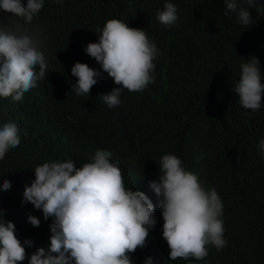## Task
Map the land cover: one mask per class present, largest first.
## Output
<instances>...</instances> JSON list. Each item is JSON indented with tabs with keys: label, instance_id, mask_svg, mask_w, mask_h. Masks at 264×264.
Listing matches in <instances>:
<instances>
[{
	"label": "trees",
	"instance_id": "1",
	"mask_svg": "<svg viewBox=\"0 0 264 264\" xmlns=\"http://www.w3.org/2000/svg\"><path fill=\"white\" fill-rule=\"evenodd\" d=\"M237 2L250 12V24H241L236 13L225 15L224 0H44L30 24L0 10V29L21 25L38 35L48 66L46 77L22 100L0 97V130L14 122L20 138L0 159V185L11 182L10 190L0 188V221L15 225L26 251L21 264H29L38 248H49L54 219L45 220L31 203L22 206L34 168L66 161L79 168L98 150L110 154L126 189L143 192L154 206L156 224L145 246L128 253L132 264H146L148 257L153 264H264V149L259 147L264 97L252 112L233 91L249 56L258 58L264 83V0H254L252 7L247 0ZM166 3L177 9L173 25L157 17ZM110 19L143 30L158 50L153 82L140 92L122 89L112 108L97 97L121 85L85 52ZM76 62L101 73L88 95L73 90ZM165 154L179 158L182 168L197 175L205 191L214 188L222 201L226 246L218 251L206 245L203 260L169 259L160 200L149 186L159 181ZM29 214L40 220L38 227L28 222Z\"/></svg>",
	"mask_w": 264,
	"mask_h": 264
},
{
	"label": "clouds",
	"instance_id": "2",
	"mask_svg": "<svg viewBox=\"0 0 264 264\" xmlns=\"http://www.w3.org/2000/svg\"><path fill=\"white\" fill-rule=\"evenodd\" d=\"M63 0H57L62 3ZM225 15L236 13L243 25L251 23V14L237 0H224ZM252 7L254 0H247ZM44 0H0V10L30 24L43 7ZM164 25H173L176 6L166 3L157 13ZM36 33L17 25L15 30L0 29V97L23 99L24 93L36 86L37 80L48 73L45 55ZM86 54L94 58L116 85L101 99L109 108L119 105L122 89L143 91L153 82L150 74L157 55L143 30L130 28L126 23L110 19L102 29L98 42L89 43ZM241 65V74L233 91L243 108L255 112L264 97L261 67L258 58ZM38 66V71H37ZM71 73L77 78L73 89L78 96L88 95L101 73L87 64L76 62ZM20 144L18 128L9 122L0 130V159L10 148ZM264 149V140L259 143ZM110 154L97 151L92 162L77 168L73 161L44 163L34 168L35 179L25 186L22 206L31 203L42 210L44 219L54 218L50 224V246L38 248L29 264H132L128 253L144 247L149 228L156 224L154 206L141 191L126 189L121 170L108 159ZM159 181H150V188L160 200L162 235L170 249L169 259L203 260L213 245L218 251L226 246L223 239V204L214 188L205 191L197 175L185 171L181 160L165 154L160 161ZM11 188L5 179L0 185ZM2 216V212H0ZM3 217V216H2ZM28 222L38 227L40 220L28 215ZM25 245L32 246L31 240ZM26 258L25 247L15 235L11 221H0V264H21ZM146 264H153L148 257Z\"/></svg>",
	"mask_w": 264,
	"mask_h": 264
}]
</instances>
